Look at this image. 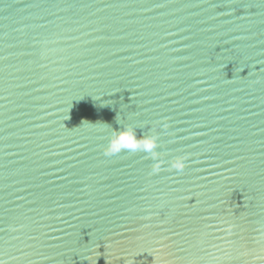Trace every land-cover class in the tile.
I'll list each match as a JSON object with an SVG mask.
<instances>
[{"label": "water", "instance_id": "95a60500", "mask_svg": "<svg viewBox=\"0 0 264 264\" xmlns=\"http://www.w3.org/2000/svg\"><path fill=\"white\" fill-rule=\"evenodd\" d=\"M0 264H264V0H0Z\"/></svg>", "mask_w": 264, "mask_h": 264}, {"label": "clouds", "instance_id": "9594fccd", "mask_svg": "<svg viewBox=\"0 0 264 264\" xmlns=\"http://www.w3.org/2000/svg\"><path fill=\"white\" fill-rule=\"evenodd\" d=\"M122 138H127L128 139V136L125 135V134H120L118 140H111L109 142V144L106 146V150H108V151H116L120 147H125L126 146V142L124 140H122ZM149 145H151V147H153V144L151 143L150 140L146 141V143H145L146 147H148Z\"/></svg>", "mask_w": 264, "mask_h": 264}, {"label": "snow or ice", "instance_id": "6c2138e0", "mask_svg": "<svg viewBox=\"0 0 264 264\" xmlns=\"http://www.w3.org/2000/svg\"><path fill=\"white\" fill-rule=\"evenodd\" d=\"M122 140H124L126 142V146L129 147V148H135L136 145L128 142V139L127 138H122ZM149 148H151V145L148 146Z\"/></svg>", "mask_w": 264, "mask_h": 264}]
</instances>
